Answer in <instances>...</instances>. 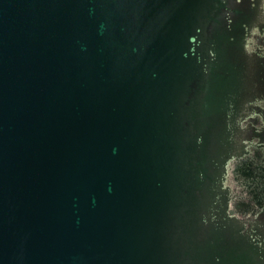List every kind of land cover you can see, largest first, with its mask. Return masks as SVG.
Instances as JSON below:
<instances>
[{"label": "water", "instance_id": "obj_1", "mask_svg": "<svg viewBox=\"0 0 264 264\" xmlns=\"http://www.w3.org/2000/svg\"><path fill=\"white\" fill-rule=\"evenodd\" d=\"M0 264H264V0H0Z\"/></svg>", "mask_w": 264, "mask_h": 264}]
</instances>
